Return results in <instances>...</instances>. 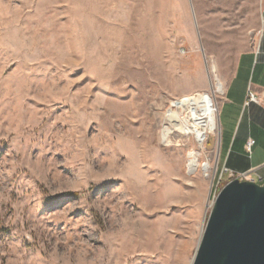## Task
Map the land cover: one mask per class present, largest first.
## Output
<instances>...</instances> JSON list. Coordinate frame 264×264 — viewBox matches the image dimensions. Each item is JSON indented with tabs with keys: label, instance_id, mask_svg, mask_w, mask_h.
<instances>
[{
	"label": "rangeland",
	"instance_id": "374dc122",
	"mask_svg": "<svg viewBox=\"0 0 264 264\" xmlns=\"http://www.w3.org/2000/svg\"><path fill=\"white\" fill-rule=\"evenodd\" d=\"M261 6L0 0V264H191L246 123L229 132L217 94L222 147L218 129L202 147L179 131L167 146L162 129L213 66L225 88L257 46ZM257 61L243 57L250 87ZM250 134L244 158L264 157V130ZM192 149L212 169L186 168Z\"/></svg>",
	"mask_w": 264,
	"mask_h": 264
},
{
	"label": "water",
	"instance_id": "95a60500",
	"mask_svg": "<svg viewBox=\"0 0 264 264\" xmlns=\"http://www.w3.org/2000/svg\"><path fill=\"white\" fill-rule=\"evenodd\" d=\"M202 231L192 264H264V182L228 181Z\"/></svg>",
	"mask_w": 264,
	"mask_h": 264
},
{
	"label": "crops",
	"instance_id": "0c3cea01",
	"mask_svg": "<svg viewBox=\"0 0 264 264\" xmlns=\"http://www.w3.org/2000/svg\"><path fill=\"white\" fill-rule=\"evenodd\" d=\"M261 25H260V35L259 40L257 42V46L254 49L247 50L243 52L238 61L236 62V69L232 75L226 80V86H225V93L224 96L226 102H231L233 105L234 110V116L233 121L231 124L233 125V128L231 131L235 134L237 131L238 123L241 114L243 113L244 117L243 120L245 121L246 125L244 126V129L242 131V134L239 138L240 140V149L239 151L235 152V154L230 153L231 150V143L229 141L228 148L224 161V165L228 166L229 168L233 170H240V172L243 171H251L256 172L258 175H261L264 173V157H249L244 158V155H247L248 153L245 152V145L247 142V138L251 137L250 129H253V126H256L260 130H264V0H262V6H261ZM256 53L258 55V64L261 65V69L258 72V76H254L256 78L253 79V84L251 87L249 86V76L246 73L247 65H243V57L246 55H254ZM256 72V70H255ZM250 91H253L257 95V101H253L247 104L248 100V94ZM220 125H221V147L223 145L224 140V126L222 125L221 119ZM230 129V126L229 128ZM241 127H239L237 133L240 132ZM239 135V134H238ZM239 137V136H238ZM242 154L243 156H241ZM247 157V156H246Z\"/></svg>",
	"mask_w": 264,
	"mask_h": 264
},
{
	"label": "bare ground",
	"instance_id": "6f19581e",
	"mask_svg": "<svg viewBox=\"0 0 264 264\" xmlns=\"http://www.w3.org/2000/svg\"><path fill=\"white\" fill-rule=\"evenodd\" d=\"M216 75V67L213 66L210 70V76H208L207 89L195 93L185 107L187 109V115L180 111L170 109L167 116L170 125L162 129V143L167 146L171 145L169 138L175 131L186 135H194L200 147L203 146L208 135L216 131V129L219 130V138L221 139L217 94H224L225 90L223 89V82ZM208 132L211 133L208 134ZM217 151L219 153V144L217 145ZM200 153V150L192 149L188 154L189 159L186 168L192 172H195L199 167H202L203 170L212 169L213 167L209 162L201 163ZM214 175L213 173V177Z\"/></svg>",
	"mask_w": 264,
	"mask_h": 264
},
{
	"label": "built area",
	"instance_id": "2783aa9c",
	"mask_svg": "<svg viewBox=\"0 0 264 264\" xmlns=\"http://www.w3.org/2000/svg\"><path fill=\"white\" fill-rule=\"evenodd\" d=\"M256 99H257L256 93L253 91H250L248 94V100H246L247 104L253 101H257ZM247 139L248 140L245 145V150H246L245 152H247L249 155H252L251 151L253 150V145L255 144V140L251 137ZM215 148H216V143H215ZM223 166L224 167L222 169L221 176L226 177V179H228L229 181L233 179H239V180L249 179V180H253L256 182V179H257L256 177L260 178L261 181H263L264 179V177H261V175H258V173H252L251 171L238 172V171H235L229 168L228 166H226V164Z\"/></svg>",
	"mask_w": 264,
	"mask_h": 264
}]
</instances>
